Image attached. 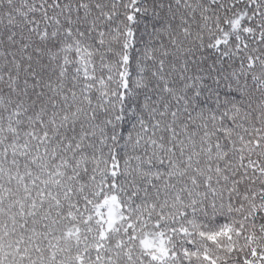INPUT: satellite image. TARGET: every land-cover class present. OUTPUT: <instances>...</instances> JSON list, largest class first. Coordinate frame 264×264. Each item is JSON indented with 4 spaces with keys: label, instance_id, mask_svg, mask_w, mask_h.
Segmentation results:
<instances>
[{
    "label": "snow or ice",
    "instance_id": "snow-or-ice-1",
    "mask_svg": "<svg viewBox=\"0 0 264 264\" xmlns=\"http://www.w3.org/2000/svg\"><path fill=\"white\" fill-rule=\"evenodd\" d=\"M0 264H264V0H0Z\"/></svg>",
    "mask_w": 264,
    "mask_h": 264
}]
</instances>
